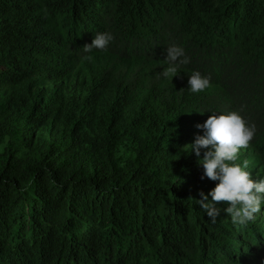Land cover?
I'll list each match as a JSON object with an SVG mask.
<instances>
[{"label": "trees", "instance_id": "obj_1", "mask_svg": "<svg viewBox=\"0 0 264 264\" xmlns=\"http://www.w3.org/2000/svg\"><path fill=\"white\" fill-rule=\"evenodd\" d=\"M172 45L190 62L165 78ZM233 111L259 181L264 0H0V264H264V228L195 204L218 181L187 145Z\"/></svg>", "mask_w": 264, "mask_h": 264}, {"label": "clouds", "instance_id": "obj_2", "mask_svg": "<svg viewBox=\"0 0 264 264\" xmlns=\"http://www.w3.org/2000/svg\"><path fill=\"white\" fill-rule=\"evenodd\" d=\"M113 36L108 32L95 34L90 44L83 47L85 53H91L93 49L105 51ZM91 61L92 56L86 55L82 58ZM190 62L185 55L184 49L172 45L165 49L164 67L160 75L168 78L179 75L182 65ZM188 89L191 92H202L210 86V77L202 76L199 71H193L188 77ZM196 127L204 129V135H197L193 143L187 145L189 152L197 157L201 156V149H204L202 161L204 173L203 180L218 181L216 186L206 195L199 192L200 199L195 200L200 208L210 218L211 223L217 222L220 209L216 206L219 202H228L230 205L224 211L230 216L233 225L245 227L249 222L255 221L261 212L264 203V178L253 181L248 171V161L243 166L235 163L241 149H247L252 141L256 126L248 125L238 112L227 114H212L201 125ZM211 196V201L208 197Z\"/></svg>", "mask_w": 264, "mask_h": 264}, {"label": "rangeland", "instance_id": "obj_3", "mask_svg": "<svg viewBox=\"0 0 264 264\" xmlns=\"http://www.w3.org/2000/svg\"><path fill=\"white\" fill-rule=\"evenodd\" d=\"M191 139L187 141V144L190 143ZM248 152V149H241L239 154ZM263 207H261V212L257 215V218L253 222H249L253 225L256 224V227L264 228V211Z\"/></svg>", "mask_w": 264, "mask_h": 264}]
</instances>
